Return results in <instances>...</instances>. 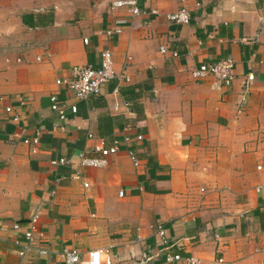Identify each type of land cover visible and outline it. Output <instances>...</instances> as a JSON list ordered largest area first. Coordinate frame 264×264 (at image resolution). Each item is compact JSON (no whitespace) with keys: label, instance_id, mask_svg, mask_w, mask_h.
Instances as JSON below:
<instances>
[{"label":"crops","instance_id":"1","mask_svg":"<svg viewBox=\"0 0 264 264\" xmlns=\"http://www.w3.org/2000/svg\"><path fill=\"white\" fill-rule=\"evenodd\" d=\"M112 1L0 0V105L20 115L0 111V264H63L64 248L83 259L108 250L111 264H138L142 251L151 264L167 251L199 264H264V0H136L137 15ZM181 5L188 23L168 18ZM118 19L121 32L107 34ZM105 49L129 81L112 78L85 99L55 83L75 65L98 66ZM227 56L230 87L192 77ZM52 93L66 105L62 121ZM36 129L38 144L24 143ZM137 132L138 166L125 145L101 168L50 163ZM35 214L44 236L20 256ZM159 222L168 249L150 228Z\"/></svg>","mask_w":264,"mask_h":264},{"label":"built area","instance_id":"2","mask_svg":"<svg viewBox=\"0 0 264 264\" xmlns=\"http://www.w3.org/2000/svg\"><path fill=\"white\" fill-rule=\"evenodd\" d=\"M182 3L185 0H180ZM122 7L126 8L131 15H137L140 9L136 0H113L111 2V8ZM168 18L177 23H188L190 19L189 10L185 5H181L176 11L168 14ZM125 22L123 19H118V25L113 31H107V34L120 33L121 25ZM87 42V39L84 38ZM159 50L161 52L166 51V47L161 45ZM177 52L172 51V56H176ZM234 59L232 56H227L217 61L204 62L194 67L190 73L196 80L205 79L209 76L217 80L222 86L230 87L234 80ZM126 69V68H125ZM125 69L121 72H115L113 68V58L110 50H103L100 53L99 65L94 67L91 65H75L71 69L70 78H56L55 83L58 86H63L72 91L74 96L78 99H85L92 95H97L101 91L102 86L112 78H118L120 80L129 81L130 78L126 74ZM245 84L253 79L252 74H247ZM50 109L56 112L59 120L65 119V103L60 101L56 93L49 95ZM20 104H25V100L20 98ZM125 106H129V102H124ZM70 110L75 113L77 107L75 105L69 106ZM0 111L7 114L12 122H17L20 119V115L14 112L11 105H0ZM61 126V125H60ZM62 127V126H61ZM132 125H127L126 129L131 130ZM40 130L36 129L34 135L30 138H25L24 143L29 145H37L39 142ZM87 137H93L91 133L87 134ZM143 139V134L134 133L133 135L125 134L122 138H114L109 145L104 146L102 143L93 146V152L95 155L89 156L84 152L78 153L75 158L60 156L50 161L51 165H73L78 168H101L108 164L109 156L115 154L120 150L121 145H125L127 154L134 166L139 165V160L133 150L129 147L133 141H140ZM260 166H258L259 168ZM75 178L80 177V171L77 170L74 173ZM84 186H88L87 182H84ZM119 195H123V190L119 191ZM37 215L35 214L30 218L28 228L23 232L25 243L21 245V248L17 251L20 256H23L27 250L31 247V242L35 239L37 232L39 237H43L44 233L36 227ZM20 226L13 224V228L17 229ZM150 228L154 231V234L158 238V243L168 249L169 235L167 228L162 223H155L150 225ZM139 229V228H137ZM137 240H141L142 237L137 234ZM38 255L45 256L50 250L44 244L37 247ZM63 264H111V256L108 250L102 251L101 249H92L87 251L86 257L83 259L79 250L75 248H64L61 252ZM184 261L185 264H199L200 259L194 256H188L183 258L178 252L167 251L164 255L161 264H179ZM138 264H151L149 262V255L147 252L142 251L138 260Z\"/></svg>","mask_w":264,"mask_h":264}]
</instances>
